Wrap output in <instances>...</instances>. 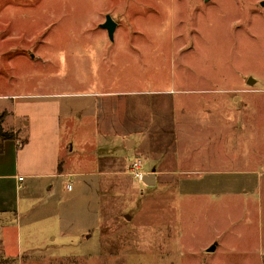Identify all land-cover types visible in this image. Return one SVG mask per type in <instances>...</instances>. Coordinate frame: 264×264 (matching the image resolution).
Wrapping results in <instances>:
<instances>
[{
    "label": "rangeland",
    "instance_id": "rangeland-1",
    "mask_svg": "<svg viewBox=\"0 0 264 264\" xmlns=\"http://www.w3.org/2000/svg\"><path fill=\"white\" fill-rule=\"evenodd\" d=\"M151 89L176 97L118 95L116 122L129 102L155 109L171 141L94 142L77 125L87 92ZM2 94L57 103L68 165L96 173L54 191L42 180L32 216L24 187L19 224L1 232L23 251L0 264H264V0H0ZM136 156L155 185L131 175Z\"/></svg>",
    "mask_w": 264,
    "mask_h": 264
},
{
    "label": "crops",
    "instance_id": "crops-1",
    "mask_svg": "<svg viewBox=\"0 0 264 264\" xmlns=\"http://www.w3.org/2000/svg\"><path fill=\"white\" fill-rule=\"evenodd\" d=\"M5 81L6 78L4 77ZM256 81V80H255ZM10 82V81H9ZM11 83V82H10ZM12 84V83H11ZM172 83V88H173ZM166 88V87H164ZM167 89V88H166ZM173 89H176L175 87ZM161 92L160 89H151L147 91H112L102 90L95 92H87L86 94H92L96 97L95 101L88 105L78 106V123L82 127L89 126L86 132L87 134H97L98 139L93 141L110 142L119 138L124 140L128 147L133 145L134 142H138L141 138L142 150L148 143V149H151L153 143H158L160 139L170 140L165 136H174V132L165 130V121L163 117H160L156 110L153 111V118L151 115L144 113L145 107H134L132 99L143 98L144 94H174L171 90ZM185 91H180V93ZM140 93V94H139ZM178 93V95L180 94ZM83 94V93H81ZM132 96L127 98L129 103H125L127 108H124L125 114L119 116V121L116 122V115L114 111L116 109L113 104L116 96ZM138 95L142 97H138ZM134 96V97H133ZM171 96V95H170ZM15 94H2L0 100H13L11 105L0 103V114L7 113V117L3 123L6 130H14L17 134L15 139L6 140L5 151L0 154V252L6 254L8 257L19 254L23 251L20 246L19 235H2L1 232H9L14 230L12 226H9L12 221H16L19 224L20 216H22V195L21 191L24 187H29L32 194L29 196L30 210L28 216H32V212H37L41 207V204H35L34 198L36 191L39 188V183L44 179H50L48 191H54L60 185V180L64 177H72L79 180H90L89 178L96 173L92 167L85 170H73L72 165H68L66 143L69 140H63L62 126L63 117L60 114L57 103H48L46 106H40L36 103H28L23 106H19L14 101ZM26 97V96H25ZM132 98V99H130ZM98 108H95V105ZM131 104V105H130ZM101 107V108H100ZM45 111V112H43ZM37 113H39L37 117ZM34 115V116H33ZM42 115H45L44 117ZM13 116V123H7L9 118ZM115 119V120H114ZM21 122L26 123L25 131L28 134L26 138H22L20 133L22 131ZM164 122V124H163ZM171 122V120H168ZM7 123V124H6ZM167 123V121H166ZM171 125V124H170ZM100 136V137H99ZM189 136V135H188ZM66 141V142H65ZM85 146V145H84ZM83 146V148H84ZM116 148V147H114ZM84 150V149H83ZM133 150V149H132ZM149 153V152H147ZM141 156H136L131 159L128 164V170L133 162ZM69 160V159H68ZM154 166H156L155 160H152ZM89 162L94 165V161L90 158ZM100 162V161H99ZM150 163L146 161L145 168H148ZM154 166L152 168H154ZM153 172H156L154 170ZM157 174V172H156ZM21 177L23 179L21 180ZM27 180H32L28 185ZM78 181H68L64 184L66 191L71 192L75 189V184H79ZM72 185V189L69 186ZM34 197V198H33ZM67 197L61 200L59 208L64 209L68 206ZM37 207V208H36ZM65 216L66 220V214ZM13 219V220H11ZM34 247L32 244L27 246L25 252L32 250ZM36 250V249H34Z\"/></svg>",
    "mask_w": 264,
    "mask_h": 264
},
{
    "label": "water",
    "instance_id": "water-1",
    "mask_svg": "<svg viewBox=\"0 0 264 264\" xmlns=\"http://www.w3.org/2000/svg\"><path fill=\"white\" fill-rule=\"evenodd\" d=\"M102 27L107 29L108 32H109V35L111 37H114V33L116 31V28H117V23L113 20L112 16L111 15H108L107 16V19L106 21L102 24ZM253 81V79H252ZM144 182L147 184V185H150V186H153L156 184L157 182V174L156 172H152L148 175H146V177L144 178ZM130 217V216H129Z\"/></svg>",
    "mask_w": 264,
    "mask_h": 264
},
{
    "label": "built area",
    "instance_id": "built-area-1",
    "mask_svg": "<svg viewBox=\"0 0 264 264\" xmlns=\"http://www.w3.org/2000/svg\"><path fill=\"white\" fill-rule=\"evenodd\" d=\"M145 164L146 162L139 158L135 160L130 168V173L134 177V179L144 181V178L146 177V170H145ZM23 177H21V180ZM70 189H72V185L69 186Z\"/></svg>",
    "mask_w": 264,
    "mask_h": 264
},
{
    "label": "trees",
    "instance_id": "trees-1",
    "mask_svg": "<svg viewBox=\"0 0 264 264\" xmlns=\"http://www.w3.org/2000/svg\"><path fill=\"white\" fill-rule=\"evenodd\" d=\"M6 115L0 117V154L5 151L6 140L15 139L16 135L14 131L6 130L3 126Z\"/></svg>",
    "mask_w": 264,
    "mask_h": 264
}]
</instances>
